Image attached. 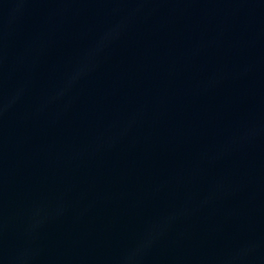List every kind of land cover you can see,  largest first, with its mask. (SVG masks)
<instances>
[{"label":"water","instance_id":"95a60500","mask_svg":"<svg viewBox=\"0 0 264 264\" xmlns=\"http://www.w3.org/2000/svg\"><path fill=\"white\" fill-rule=\"evenodd\" d=\"M0 264H264V0H0Z\"/></svg>","mask_w":264,"mask_h":264}]
</instances>
